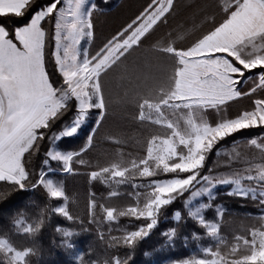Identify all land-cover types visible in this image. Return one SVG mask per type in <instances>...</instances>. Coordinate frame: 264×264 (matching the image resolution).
Returning <instances> with one entry per match:
<instances>
[{"label": "snow or ice", "instance_id": "snow-or-ice-1", "mask_svg": "<svg viewBox=\"0 0 264 264\" xmlns=\"http://www.w3.org/2000/svg\"><path fill=\"white\" fill-rule=\"evenodd\" d=\"M112 6L0 0V219L9 224L0 264L45 255L44 264H137L166 214L174 223L153 251L181 238L196 250L165 264H264V0H143L98 38L96 20ZM130 142L137 151H125ZM101 146H114L103 160ZM80 175L89 184L83 215L71 210L63 179ZM97 181L108 189L100 200ZM221 186L260 209L231 243L222 233L227 209L214 203ZM53 214L70 226L56 227L59 239L45 249L40 236ZM121 218L128 226L112 235ZM93 225L102 259L91 246L87 258L80 250Z\"/></svg>", "mask_w": 264, "mask_h": 264}, {"label": "trees", "instance_id": "trees-1", "mask_svg": "<svg viewBox=\"0 0 264 264\" xmlns=\"http://www.w3.org/2000/svg\"><path fill=\"white\" fill-rule=\"evenodd\" d=\"M179 2H187V0H179ZM143 3V0H113V6L111 12L107 16H101L96 20L97 25V36L98 38H102L104 34H106L112 27L116 24L120 23L127 15H129L139 4ZM177 21H171L170 25L175 27ZM159 32H166L167 28L162 27L158 30ZM99 42V39L97 40ZM186 42V41H185ZM242 103L247 104L248 101H243ZM128 135L135 140L136 133L133 129H128ZM248 138L252 136L260 135L258 130H249ZM114 146H101V148L97 149L96 152L101 153L100 159L103 160L105 157L103 156V152L105 148L109 152L113 150ZM232 147L231 141H226L222 145V151L230 150ZM125 151H137V146L134 142H130L128 146L125 148ZM209 164H211V160H209ZM66 181L67 192L70 198V206L71 210L75 214L83 215L85 211V204L87 200V194L89 191L88 181L85 179L83 175L80 176H70L63 178ZM0 190H3L2 186H0ZM91 190L96 193V197L98 200L102 199L107 192V186L101 184L100 182H93L91 185ZM131 186H124L122 191H131ZM226 188L223 186L217 189V199L214 203L222 204L226 209L225 214V226L222 228V233L225 236L226 242L231 243L233 236L239 232L244 234L245 229L253 224L254 217L260 214V209L257 207V201H253L252 199L247 200H239L237 198L229 197L225 194ZM32 199L36 200L39 204L41 202V197L39 194L32 197ZM128 198L122 197L120 202H126ZM74 201V203H71ZM175 208L180 207V203L177 202L174 206ZM30 215L35 212V208L28 209ZM206 215L208 219L214 218V209L206 210ZM170 223H174L171 221L170 217L162 218L158 230L154 231L153 234L147 238L141 245L140 249L137 251L136 262L137 264H156L158 261L159 264H165L166 259L168 258H184L188 255H191L196 250V242L190 241L187 246L183 243V239H179L176 241L175 248L167 250L165 252H154L161 243L162 238L159 235V231L167 227ZM68 227L70 226L68 222L64 221L62 218H59L53 214V216L49 219L46 227L42 230V234L40 236V243L44 246L45 249L48 248L50 242L55 238L59 239L55 232L56 227ZM127 222L125 218H121L118 224H113L111 227L113 228L112 235L118 234L116 229L126 227ZM9 224L7 219H0V232H2L5 228H8ZM78 228V226H72ZM108 225L101 224L100 230L105 234L108 233ZM92 231L87 233H82L79 237L81 241L80 250L85 253V258L88 256V249L91 246L93 249L92 258L100 257L103 258V249L105 247L97 237L96 234V226H91ZM192 230V225L182 228V237L183 235H188ZM18 244H25L27 241L21 237H14ZM202 246H207L209 243L208 240H203L200 242ZM150 253L149 256H144L143 253ZM122 254V253H121ZM162 258V259H161ZM48 259L47 255L42 257L39 262L36 257H32V264H44V262Z\"/></svg>", "mask_w": 264, "mask_h": 264}, {"label": "rangeland", "instance_id": "rangeland-1", "mask_svg": "<svg viewBox=\"0 0 264 264\" xmlns=\"http://www.w3.org/2000/svg\"><path fill=\"white\" fill-rule=\"evenodd\" d=\"M227 151H229V150H227ZM227 151H224V152H227Z\"/></svg>", "mask_w": 264, "mask_h": 264}]
</instances>
